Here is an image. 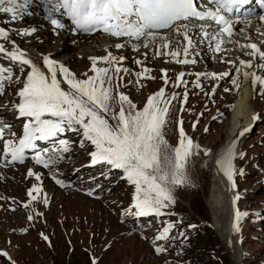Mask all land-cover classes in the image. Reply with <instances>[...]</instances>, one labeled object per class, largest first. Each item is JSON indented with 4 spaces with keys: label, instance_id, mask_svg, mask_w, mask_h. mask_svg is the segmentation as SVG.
I'll return each mask as SVG.
<instances>
[{
    "label": "rangeland",
    "instance_id": "rangeland-1",
    "mask_svg": "<svg viewBox=\"0 0 264 264\" xmlns=\"http://www.w3.org/2000/svg\"><path fill=\"white\" fill-rule=\"evenodd\" d=\"M50 45L54 46V41ZM84 46L88 47L87 44ZM84 46L78 50L80 53L90 49ZM73 52L77 50L72 48L69 55L63 52L61 59L71 57L70 71L74 69L75 74L78 73L81 78L88 76L92 68L82 63L87 62V58H81L83 53L72 55ZM74 58L77 59L73 61ZM144 64L149 69L148 78L144 77L145 73L142 71ZM165 64L164 59L158 56L148 58L143 66L135 64L134 71L130 70L125 80L122 77L118 79L109 71L112 96L108 102L109 111L102 115L110 124L115 126L119 122L118 119L113 120L112 116L118 115L121 109L120 94L127 96L135 106L131 109L132 112L140 111L146 106L151 93L163 82L161 67ZM170 65L174 67L176 64L172 62ZM150 68L153 71L150 72ZM61 80L64 81L62 78ZM62 84L66 85V82ZM69 87L68 85L66 90ZM171 87L172 85L168 87L169 91ZM183 88L180 87L181 93ZM241 88L239 93H221L216 97L212 107L224 108L228 102L235 104L233 109L230 106L229 110L228 107L224 109L226 115L218 113L219 119H213L218 111L216 108L204 117H198L200 110H208L205 102L209 98V88L205 86L191 88V98L184 113L179 108V101L173 105L166 128L163 129L167 143L161 145L162 158L167 156L174 159V148L181 139L179 120L182 116L186 126L182 128L183 133L199 145V150H194L187 158L185 182L169 185L174 202H167V206L160 209L165 220L153 233H130L127 231L131 229L129 224L121 221L119 213L122 206L130 207L131 203H136L134 184L122 182L123 188L118 189L116 195L113 192L107 193L99 201L84 197L78 192L58 191L40 182L43 184L41 191L46 190L42 192V198L30 203L29 209L9 213L6 203L0 202V246L13 252L15 260L20 264H237V254L231 251L233 244L237 248L238 236L234 237L231 231L234 215L230 204V188L223 172L213 160L220 147L238 135L241 127L247 126L245 122L251 120L253 109H262L261 101L249 95L240 101L241 93L245 90L244 82ZM15 93L16 89H10L1 99H13ZM123 107L127 114L129 104L124 102ZM198 118L201 123L198 126L192 125V121ZM263 136L264 127L254 130L247 139L243 138L235 158L237 167L243 169V173L236 177L238 191L241 188V192L245 194L244 198L240 196L242 199L240 198L237 207L250 211V217L247 216L248 219L240 224L239 256L243 258L244 264H264V140L260 141ZM93 146L89 145L92 149ZM239 152L241 156L238 166ZM88 153V149L83 151V155ZM65 170L66 168L63 169ZM16 176L19 177L17 174ZM33 180L36 181L33 176L24 180L27 187L21 183H12V187H7L6 191H13L19 198L26 199L35 183ZM43 198L50 202L49 207ZM254 209L263 210V220L256 219V215L252 214ZM31 215L37 220L33 221ZM213 224L223 232L224 240V236H229L230 251ZM169 225L172 227L165 234L163 242L159 241L154 245L158 241V235L164 233ZM24 227L32 229L23 234ZM41 233L46 238L40 236ZM158 248L162 251H158ZM0 263L10 264L9 261L5 263L2 258Z\"/></svg>",
    "mask_w": 264,
    "mask_h": 264
},
{
    "label": "snow or ice",
    "instance_id": "snow-or-ice-1",
    "mask_svg": "<svg viewBox=\"0 0 264 264\" xmlns=\"http://www.w3.org/2000/svg\"><path fill=\"white\" fill-rule=\"evenodd\" d=\"M208 2L214 7H207L203 0H46V18L55 28L63 29L65 23L55 16L56 13H62L70 18L77 30L83 32L102 30L115 37H127L129 41L141 38L151 41L157 35L156 30L169 29L173 26L176 31L184 29L186 35L188 24L183 22L192 18L210 20L217 25L219 42L215 50L221 51L224 34L230 37L234 30L233 22L227 13L248 4L249 0ZM32 3L33 0H0V13L10 14L12 20L23 19L25 15H32L28 11ZM34 31L35 28L24 29L25 34ZM7 38L8 31L0 27V40ZM188 44L191 45L190 38ZM248 47L253 50L250 55L259 54L264 57V51L257 45L251 44ZM184 52L187 55V49ZM0 53H5L11 60L19 62L22 73L24 65L30 66L23 88L18 93L22 102L17 105L19 116L26 117L27 121L23 125L22 137L18 141L12 139L5 141L6 156L10 154L12 161L22 162L25 159V150L38 148L37 141L49 140L66 131L82 132L84 140L89 141L95 148V151L90 153L92 163L107 164L122 170L127 180L135 185L137 209L135 215L159 213L162 207L167 206V202H174L169 185L185 182L187 158L194 150H199V145L194 144L191 138L185 137L181 128V139L174 148V159L167 156L162 158L161 145L167 143L162 129L168 112L167 101L164 107H160L163 90L150 97L142 110L135 112L131 111L135 106L128 97L120 94L121 109L118 115L112 116L113 120L118 119L119 122L113 126L102 115L109 111L108 102L112 96L109 68L95 66L96 59L105 61L114 59L111 53L106 57L93 58V70L96 75L86 80L76 79L75 74L67 67L59 65V71L64 74V81L70 86L68 90L62 88L61 81L57 79L55 61L45 57L44 64L50 72L48 75L31 59L26 58L25 52L20 49L8 51L4 44L0 43ZM171 55L177 56L179 53L173 52ZM182 62L189 61L185 59ZM247 63L251 66V62ZM116 71L119 72L120 69L117 68ZM5 73L8 74L7 77ZM11 74V68L0 65V92L3 91V81L5 78L11 79ZM255 81L264 83V77L256 76ZM124 102L130 106L127 114L123 107ZM5 127L0 125V139L4 136ZM59 143L63 146L62 151L69 150L67 140L61 139ZM47 151L44 149L35 153L36 163L48 167L55 162L51 157L46 158ZM234 158V146L229 145L218 161L224 173L233 180V186H235ZM34 191L39 192L40 189L34 187ZM32 198L36 199L35 196ZM245 215L247 213L237 210L234 224L236 231H239L240 220ZM171 227L172 225H169L165 228L164 233L157 239L164 238V234ZM157 250L162 251L159 248Z\"/></svg>",
    "mask_w": 264,
    "mask_h": 264
},
{
    "label": "bare ground",
    "instance_id": "bare-ground-1",
    "mask_svg": "<svg viewBox=\"0 0 264 264\" xmlns=\"http://www.w3.org/2000/svg\"><path fill=\"white\" fill-rule=\"evenodd\" d=\"M84 40V39H83ZM88 40V39H87ZM98 43V42H97ZM59 45V44H58ZM88 45V47L87 46H84V48H89L90 47V49L88 50V51H86V50H83L81 53H83L84 54V56H86L85 58H87V55H98L99 56V58L100 57H104V55H109L108 53H109V51H107L108 50V44H105L104 46H101V48L100 49H97L98 51H91L92 49H95V44H94V46L90 43V44H87ZM30 46H36V44H32V45H30ZM39 46V48H42L41 46L42 45H38ZM81 48L82 47H80V48H75V50H77V52H75V56H78L79 54H81L80 53V51H78V50H81ZM45 50H46V52H48V51H52L53 52V56H55V57H57V58H59V59H61V55H59V51H57V46H53V45H49V46H45ZM72 50V46H70L69 44H65L64 45V51H68V54L70 53V51ZM72 56V55H71ZM111 56L114 58V59H111L110 61H107L106 63L107 64H113V63H115V56L114 55H112L111 54ZM37 57V56H36ZM65 59V58H64ZM63 60V59H62ZM65 60H69L68 62H66L67 64H69L70 63V60H71V57H69V59L66 57V59ZM87 62H82V63H86L87 64V66L88 65H90V67L91 68H93L92 66H91V62L90 61H88V60H86ZM105 60H101V62H104ZM79 62V61H78ZM79 65L81 64L80 62L78 63ZM143 64V63H142ZM149 70V69H148ZM77 72V71H76ZM95 75H96V73H94ZM77 75H78V73H77ZM153 76V75H152ZM59 78H60V76H59ZM59 78H57L58 80H59ZM60 81H61V87L62 88H66V85H63L62 83H64V81L62 82V80H61V78H60ZM242 82H244L245 83V90H244V92H242L241 93V96H240V101L242 100V99H244V98H246L248 95L249 96H251V98H253V95H254V92H253V89H252V87H250V84H249V82H248V78L246 77V76H244V75H242ZM256 100L258 101V97H256ZM139 105V104H138ZM254 106V105H253ZM256 111H258V109H256V108H254L253 109V111H252V114H251V116H250V118L252 119V116L256 113ZM170 113V112H169ZM169 113L166 115V118H165V120H166V122H167V118H169L168 117V115H169ZM165 122V124H167ZM165 124H164V126H163V129L164 128H166V126H165ZM247 128V126L246 127H241V129H240V131L238 132V135H236V136H234L233 138H231L230 140H229V142L227 143V144H225V145H223L222 147H220V149H219V151L215 154V158H214V160L213 161H215V163H216V165H217V167L219 168V170H221L222 172H223V177L227 180V182L229 183V185H230V204H231V207H232V210H233V215H234V219H233V223H232V228H231V231H232V233H233V235H234V237H237L238 236V243H239V231H236L235 229H234V224L236 223V213H237V210H239V209H237V206H238V202H239V200H240V198L241 197H239L240 195H241V193H240V191H238V185H237V180H236V175H234V181H235V186H233V180H230L229 178H228V176L224 173V171L221 169V166H220V164L218 163V161L221 159V156H222V153H224V151H225V149L229 146V145H233L234 146V152H235V158H236V154H237V152L240 150V148H241V146H242V140H243V138H245V137H241V132L243 131V130H245ZM163 129H162V132H163ZM188 138H190V137H188ZM195 144V143H194ZM235 158H234V160H233V163H234V166H235V173H236V170H237V162L235 161ZM11 180H13V177L11 178ZM10 181V179L8 180H6V182H1V184L2 185H4V186H6V183L7 182H9ZM33 184H36V186L35 187H38L39 189H42L43 188V184H41L40 183V181L39 182H35V183H33ZM12 187V186H11ZM0 188H1V186H0ZM50 190V189H49ZM30 191H31V195L30 196H35L37 193H36V191H34V188H32L31 187V189H30ZM51 191V190H50ZM28 195H29V193H28ZM45 196H47V194H44ZM237 197H238V199H237ZM49 200V199H48ZM34 202V201H33ZM30 203H32V202H30ZM243 217H245V219L246 218H248L246 215L245 216H243ZM242 217V219L240 220V224L243 222V220H244V218ZM213 226H214V228H215V230H217V232L219 233V234H221V235H223V232L220 230V229H218L214 224H213ZM223 230V229H222ZM239 230H240V225H239ZM225 237V239L227 240V242L229 243V236H224ZM232 243H234V240L232 239ZM229 245H230V243H229ZM232 248L233 249H231V245H230V249H231V251H234V252H236V254H237V256H236V258H237V260H238V263L237 264H243L242 263V259H241V257L239 256V254H240V251H238L237 250V248L235 247V245L233 244L232 245ZM4 253H7V255H5ZM3 254L5 255V257L6 258H9V259H13V260H15V256H14V253L13 252H10L9 250H5V251H3Z\"/></svg>",
    "mask_w": 264,
    "mask_h": 264
},
{
    "label": "trees",
    "instance_id": "trees-1",
    "mask_svg": "<svg viewBox=\"0 0 264 264\" xmlns=\"http://www.w3.org/2000/svg\"><path fill=\"white\" fill-rule=\"evenodd\" d=\"M228 184V187L230 188V186H229V183H227ZM217 226V225H216ZM217 231V230H216ZM218 233V232H217ZM219 234V233H218ZM226 234V233H225ZM231 234V233H230ZM239 242H241V233H240V230H239ZM220 236H221V238H222V235L221 234H219ZM228 235V234H227ZM222 240L224 241V243H225V245L227 246V248H228V250L230 251V245H229V243L227 242V240L225 239H223L222 238ZM237 250L238 251H240V245H239V243H238V245H237ZM241 252V251H240ZM242 263L244 264V260H243V258H242Z\"/></svg>",
    "mask_w": 264,
    "mask_h": 264
}]
</instances>
